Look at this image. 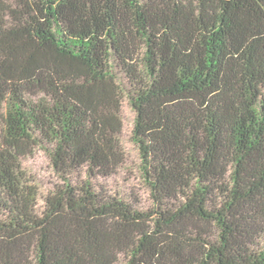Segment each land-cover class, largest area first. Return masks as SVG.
I'll list each match as a JSON object with an SVG mask.
<instances>
[{"label": "trees", "instance_id": "16d2710c", "mask_svg": "<svg viewBox=\"0 0 264 264\" xmlns=\"http://www.w3.org/2000/svg\"><path fill=\"white\" fill-rule=\"evenodd\" d=\"M0 264H264V0H0Z\"/></svg>", "mask_w": 264, "mask_h": 264}, {"label": "rangeland", "instance_id": "374dc122", "mask_svg": "<svg viewBox=\"0 0 264 264\" xmlns=\"http://www.w3.org/2000/svg\"><path fill=\"white\" fill-rule=\"evenodd\" d=\"M123 130L120 135L122 146L125 150V162L118 171L110 177L98 178L99 182L108 184L119 194L128 196L137 193L144 204H151L149 190L144 182L141 169V159L137 145L131 138L135 120V111L127 97L122 104ZM23 167L28 176L33 180L39 191V205L43 206L45 197L55 184L60 182L59 175L54 170L48 153L43 149H37L34 155L23 159ZM86 176L84 170L80 174H74L73 178Z\"/></svg>", "mask_w": 264, "mask_h": 264}]
</instances>
